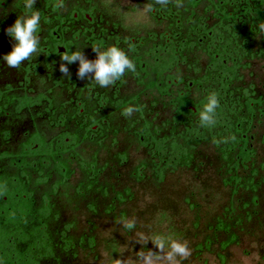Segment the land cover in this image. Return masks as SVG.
<instances>
[{
    "label": "flooded vegetation",
    "instance_id": "1",
    "mask_svg": "<svg viewBox=\"0 0 264 264\" xmlns=\"http://www.w3.org/2000/svg\"><path fill=\"white\" fill-rule=\"evenodd\" d=\"M25 4L0 0V56L14 43L4 29L28 13ZM32 10L39 52L19 69L0 61V264H72L93 249L95 237L74 233L79 216L65 208L112 214L132 199L131 185L108 173L119 179L134 151L130 177L162 182L211 145L225 184L241 186L232 177L254 159L252 130L264 123V0H35ZM112 46L136 68L115 84L79 79L78 61L71 79L60 72L65 51L95 60L94 48ZM211 95L214 123L202 125ZM42 224L47 234L32 231Z\"/></svg>",
    "mask_w": 264,
    "mask_h": 264
},
{
    "label": "rangeland",
    "instance_id": "2",
    "mask_svg": "<svg viewBox=\"0 0 264 264\" xmlns=\"http://www.w3.org/2000/svg\"><path fill=\"white\" fill-rule=\"evenodd\" d=\"M252 133L256 155L237 172L241 186L236 192L234 185L225 184L230 175L211 145L201 149L192 167L170 171L162 182L130 177L141 157L134 151L118 169L119 179L108 173L119 186L131 185L132 199L112 214L101 206L96 215L83 207L65 208L66 216H79L74 233L95 237L94 248L80 251L72 264H264V123ZM252 178L259 183L256 190L246 188ZM218 221L228 224L230 232L215 230ZM229 233L238 240L222 250ZM207 237L212 238L211 248L198 249ZM176 244L186 252H176Z\"/></svg>",
    "mask_w": 264,
    "mask_h": 264
},
{
    "label": "clouds",
    "instance_id": "3",
    "mask_svg": "<svg viewBox=\"0 0 264 264\" xmlns=\"http://www.w3.org/2000/svg\"><path fill=\"white\" fill-rule=\"evenodd\" d=\"M158 3L166 4L167 0H157ZM35 0H26L25 7L28 13L17 16L14 23L4 29L5 34L12 43L11 51L0 56V61L4 62L8 68L19 69L25 61L30 60L34 54L40 50V38L38 32L41 27V17L38 11H33ZM95 60L86 58L82 50L68 52L65 51L60 56V72L64 77L71 79L68 65L79 62L77 77L81 80L92 79L100 87L107 88L115 84L126 71L135 72V64L129 56L119 47L112 46L104 50L94 48ZM218 107V100L215 95H211L208 103L200 114L202 125L214 123L213 116ZM131 109L127 114L131 113ZM174 250L184 254L186 249L180 244L174 245Z\"/></svg>",
    "mask_w": 264,
    "mask_h": 264
},
{
    "label": "trees",
    "instance_id": "4",
    "mask_svg": "<svg viewBox=\"0 0 264 264\" xmlns=\"http://www.w3.org/2000/svg\"><path fill=\"white\" fill-rule=\"evenodd\" d=\"M223 157L226 159V160H229V154H226L225 151H224V155ZM233 160V159H232ZM230 160V162L232 163L233 167L236 168L238 163L234 162ZM246 160H248V158H243V161L245 162ZM236 161V159H235ZM192 162V158L191 156H188L185 160V165H190V163ZM232 180L233 182L236 184L238 182L241 181V177L240 176H234L232 177ZM238 187V186H237ZM247 187H251L252 190H255V185H252V182L251 180L248 181V185ZM237 188H234V192H236ZM254 202H256V198L254 199ZM49 225H46V224H42V225H36V228L33 229L32 231L33 232H40V233H46L49 232ZM70 226V225H69ZM72 226V225H71ZM65 230H68V229H65ZM215 230L217 231H225V232H230V226L228 224H225L224 222L222 221H218V223L216 224V227H215ZM45 236H42L41 237V247L44 249V250H49L51 248L49 242H50V239H47V238H44ZM238 240V236L235 234V233H229V236L221 242L220 244V247L222 250H225L227 249L230 245H232L233 243L237 242ZM212 238L211 237H207L206 238V241L203 243V244H199L197 246L198 249L202 250L203 248H207V249H210L211 248V245H212ZM93 245H94V237L92 236L90 238V247L93 248ZM224 260V259H223ZM206 264V263H204Z\"/></svg>",
    "mask_w": 264,
    "mask_h": 264
}]
</instances>
